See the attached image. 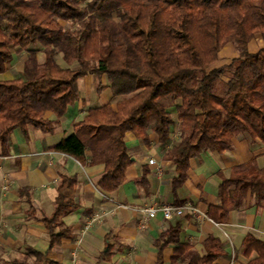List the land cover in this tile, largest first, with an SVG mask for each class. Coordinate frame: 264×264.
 Instances as JSON below:
<instances>
[{"label":"trees","instance_id":"trees-1","mask_svg":"<svg viewBox=\"0 0 264 264\" xmlns=\"http://www.w3.org/2000/svg\"><path fill=\"white\" fill-rule=\"evenodd\" d=\"M256 36L264 42V0H0V146H8L14 130L53 131L59 123L45 113L59 118L76 106L77 81L93 75L98 89L108 88L118 98L115 108L88 109L53 149L82 165H103L97 189L106 196L123 183L132 163L125 134L145 144L154 134L175 168L176 191L187 180L189 161L202 153L223 154L239 136L264 144V44L248 50ZM228 44L236 56L220 64L219 53ZM22 52L20 71L4 79L6 67ZM173 113L178 141L167 147ZM74 184V177L61 176L54 210L42 219L49 249L70 237L62 219L76 207L65 194ZM248 194L264 210V167L255 159L221 177L207 217L225 223ZM180 231L175 223L158 240L160 247L174 245L173 262L214 264L223 255L218 238L208 236L200 254L179 242ZM241 250L244 260L238 264H264V241L248 234ZM10 264L55 262L25 248Z\"/></svg>","mask_w":264,"mask_h":264},{"label":"crops","instance_id":"crops-1","mask_svg":"<svg viewBox=\"0 0 264 264\" xmlns=\"http://www.w3.org/2000/svg\"><path fill=\"white\" fill-rule=\"evenodd\" d=\"M256 37L254 41L259 40L256 50L253 48L254 41L251 44L253 51L248 44L251 53L264 44L260 36ZM225 49L229 51V59L236 56L229 45L220 53ZM17 63L12 78L20 71L21 65ZM10 66L2 75L4 79H9L5 74ZM78 81H81L77 88L80 99L76 106L59 118L51 112L45 113V119H57L59 123L53 131L28 127L23 134L14 130L8 146H0V264H10L11 260L19 259L25 248L46 253L55 264H72L74 251L77 253L76 264H186L180 259L173 262V244L160 247L158 243L161 234L175 223L181 230L179 242L187 245L189 250L201 254L202 243L208 236L222 242L223 255L214 264L243 262L241 243L248 234L264 241V210L254 205L250 194L241 208L229 213L223 224L212 222L206 213L208 206L216 204L221 177H227L231 168L252 159L259 167H264V144L239 136L233 138L231 149L223 154L202 153L189 161L187 180L181 188L173 191L175 168L163 158L157 137L150 134L149 144H145L128 132L124 142L132 163L125 170L123 183L104 197L97 189L103 165H82L53 149L73 133L75 124L88 109L107 104L115 108L118 101L108 88H97L98 81L93 75ZM101 84H107L104 78ZM106 90L110 97L116 99L114 102H109L108 98L96 100ZM172 117L175 125L167 147L178 141L177 114L173 113ZM150 159L154 160L153 165L148 164ZM63 175L75 178V184L65 194L76 203V207L62 219L64 226L70 230V237L62 240L61 245L49 249L42 219L49 217L54 210L57 188ZM142 178L145 181L141 183ZM22 189L27 190L24 196H21ZM187 202L207 218L198 219L185 213L181 217L164 220L157 212L144 227H140L142 208H157L164 204L180 207ZM92 215L98 219L83 233L82 225Z\"/></svg>","mask_w":264,"mask_h":264},{"label":"built area","instance_id":"built-area-1","mask_svg":"<svg viewBox=\"0 0 264 264\" xmlns=\"http://www.w3.org/2000/svg\"><path fill=\"white\" fill-rule=\"evenodd\" d=\"M149 165H153L154 164V160L150 159L148 161ZM104 196V195H103ZM105 197V196H104ZM157 212H160L162 215V218L164 220H170L172 217H181L183 216L185 213H189L192 216L197 217L198 219H206V215L200 213L195 207H193L190 203H185L184 205L180 206V207H176L174 205H170V204H164L160 207H145L142 208L141 213V220H140V227H144L146 221L150 218H154L155 214ZM98 217L95 215L90 216L89 218H87L85 220V222L82 225V232L85 233L87 232L91 226L93 225V223H95L97 221ZM80 242V239L77 241V243ZM77 261V253L76 251H74L72 253V264H76Z\"/></svg>","mask_w":264,"mask_h":264},{"label":"rangeland","instance_id":"rangeland-1","mask_svg":"<svg viewBox=\"0 0 264 264\" xmlns=\"http://www.w3.org/2000/svg\"><path fill=\"white\" fill-rule=\"evenodd\" d=\"M257 37H255V39H256ZM255 39H253L251 42H250V51H253V49H252V47H251V44H252V42L255 40ZM258 44H259V40H256V41H254V43H253V48H254V50H256V48H258ZM229 46H231L233 49H234V51H235V47H234V45H231V44H228ZM229 51H228V49H225V50H223L221 53H220V55H219V58H221L220 59V63H222V64H224V63H226V62H228V60H230L229 58ZM235 55H236V51H235ZM24 57H25V53H20V54H18L17 56L16 55H14V59H13V61L11 62V68L10 69H8V71L6 72V74H5V77L6 78H9V79H11L12 78V75L15 73V62H17L18 61V63L17 64H20L21 65V62L23 61V59H24ZM38 59L40 60V61H42L43 60V56L40 54V55H38ZM57 61L61 64V65H63V62L60 60V58L58 59L57 58ZM80 83H81V81H78L77 82V88H79V85H80ZM217 88H218V93L219 94H221L222 93V91L224 90V87H223V85H222V83L221 82H219L218 84H217ZM111 95H110V93H109V91H104L103 93H101L98 97H96V100L98 99H100V100H102V99H104V98H108V101L110 102H114L115 100H114V98L113 97H110Z\"/></svg>","mask_w":264,"mask_h":264}]
</instances>
